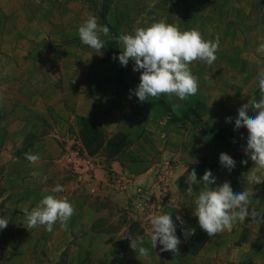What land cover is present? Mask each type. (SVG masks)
I'll use <instances>...</instances> for the list:
<instances>
[{
  "label": "crops",
  "instance_id": "1",
  "mask_svg": "<svg viewBox=\"0 0 264 264\" xmlns=\"http://www.w3.org/2000/svg\"><path fill=\"white\" fill-rule=\"evenodd\" d=\"M169 1L182 18L204 28L213 18L228 19L233 6L238 7L228 0ZM85 11L76 0H0V217L10 219L0 229V264L34 259L89 264L95 250L120 247L125 254L117 264H160V257L164 264H264V223L251 224L250 217L231 232L208 237L197 254L182 252L187 240L183 231L198 225L194 201L202 184L186 192L188 164L181 159L167 171L159 168L155 147L141 135L145 126L133 114L135 108L117 93L101 64L85 60L88 50L78 36ZM87 122L98 123L108 137L121 132L133 144L111 159L88 156L89 173L78 175L63 154L71 146L79 148L78 130ZM26 153L41 159L30 163ZM213 175L212 187L228 181L234 192L254 190L251 208L264 209V184L252 185L221 165ZM56 185L63 192L53 193ZM47 194L67 197L75 214L66 228L57 222L52 232L44 226L28 229L24 210L36 207ZM147 197L162 201L159 214L172 213L181 240L179 255L160 251L159 244L152 249L145 239L151 253L147 259L129 247V240L121 246L109 241L114 234L105 235L107 244L100 242L104 231L99 224L115 219L110 206L135 219ZM41 246L47 249L44 259L37 251Z\"/></svg>",
  "mask_w": 264,
  "mask_h": 264
},
{
  "label": "rangeland",
  "instance_id": "2",
  "mask_svg": "<svg viewBox=\"0 0 264 264\" xmlns=\"http://www.w3.org/2000/svg\"><path fill=\"white\" fill-rule=\"evenodd\" d=\"M85 5V20L90 15L98 14L101 10L103 0H76ZM219 1V0H218ZM238 2V7L233 6L229 18H213L210 27L205 28L197 23L184 19L181 13L172 8L169 0H106L105 1V21L115 31L116 39L121 34H134L138 27H147L161 19L169 24L178 25L183 30L198 29L205 40L215 41L219 37V47L215 53L217 59L211 65L202 61H194L190 65L192 73L198 77V92L188 97L186 100H179L175 96L169 98L167 95H161L160 98L168 102L174 114L180 113L186 108L196 109L201 120L207 123L211 128L223 132L230 128L237 117V109L250 99L259 100L261 93L259 90L258 73L264 71V0H228ZM170 5V6H168ZM172 6V7H171ZM229 11V10H227ZM238 14L240 17H235ZM105 41V48L97 52L94 49L84 45L88 51H85V60H92L94 63L101 64L105 72L110 75V79L115 82L117 72L112 60L105 54L107 44L111 36H101ZM117 56L123 51V46L116 42L113 49ZM102 54V55H101ZM134 62L129 60L127 66H121L124 78L129 87L134 91L139 84V71H133ZM117 93L123 97L133 109V114L140 116L142 126L141 135H147L148 144L155 147L154 158L159 168L164 171L173 168L178 159H181L189 166L210 165L219 169V154L224 152L231 156L236 166L229 171L223 167L226 172L235 173L237 178H245L249 170L254 166L244 149L247 146V130L236 129L232 136L226 141L221 142L211 139L199 125H192L187 122L179 124L172 123L166 115L158 110H142L126 98L115 84ZM159 98V99H160ZM155 100L149 98L147 102ZM254 115L253 112L250 113ZM231 117L230 122L226 118ZM118 136V144L109 147L106 142L113 136ZM110 137L104 133V138L99 149L92 155H88L82 145L77 144L81 151L87 156L103 155L106 159L120 156L125 149L133 144L123 133L116 132ZM79 139V137H78ZM80 141V140H79ZM81 143V142H80ZM146 147L148 144L144 143ZM76 145V146H77ZM146 157V156H145ZM246 160V164H241ZM218 171V170H217ZM240 176V177H239ZM262 185L264 182L261 183ZM132 207V206H131ZM110 213L115 216L113 223L106 225V222L100 223L99 228L104 231L99 234L101 243L107 244L113 239L119 243V246L127 242L125 236L132 238L141 236L142 239L150 240V235L142 230L138 220L135 218L127 219V214L122 209L109 207ZM123 227L125 229L119 235H115ZM146 233V234H145ZM107 234H114L113 238H104ZM46 236V234H44ZM109 240V241H108ZM44 244V243H43ZM27 251V250H25ZM41 259H44L47 249L39 248ZM103 253V254H102ZM94 260L89 264H117L122 260L125 254L124 248L97 249L94 251ZM136 264L139 263L135 261ZM164 264V260H158ZM65 260H19L12 262L4 260L3 264H64Z\"/></svg>",
  "mask_w": 264,
  "mask_h": 264
},
{
  "label": "clouds",
  "instance_id": "3",
  "mask_svg": "<svg viewBox=\"0 0 264 264\" xmlns=\"http://www.w3.org/2000/svg\"><path fill=\"white\" fill-rule=\"evenodd\" d=\"M108 26L98 23L95 15H90L79 27L78 36L82 44L99 52L105 48V41L101 36H109ZM116 42L123 46L118 59L121 66H127L129 60L134 62L133 71H139V84L134 94L139 102L148 99H159L161 95L169 98L175 96L179 100H186L198 92V77L195 76L190 65L194 61H202L211 65L217 59L215 53L219 47V37L215 41L205 40L198 29L181 30L178 25L169 24L161 19L147 27H138L134 34H121ZM264 47V46H262ZM102 55V54H101ZM260 99H250L237 109L235 129H246L247 146L245 154L254 162L249 170L247 181L252 185L264 182V71L258 73ZM254 115H249V112ZM226 118V122L231 121ZM30 163H38L41 157L37 154H25ZM219 162L229 171L235 168V160L228 154L221 152ZM242 160L241 164H246ZM39 175V173H35ZM188 188L186 192H193V185L202 184L195 198V211L198 225L208 237L233 231L237 223H244L250 217L251 224L264 223V209L251 208L254 190L234 192L230 183L216 184V177L210 170H205L198 181L195 170L186 177ZM61 185H56L53 193L63 192ZM178 190V188H177ZM75 214V208L67 197H57L53 194L45 195L36 207L30 211L24 210L28 229L44 226L48 232L53 231L54 225L59 222L62 228L67 227L68 221ZM180 220V217L176 218ZM10 222L9 218L0 217V229H5ZM146 222L150 224L151 248L161 245L160 251H169L174 256L179 255L180 238L176 234L177 224L174 223L172 213L149 214ZM181 223H183L181 221ZM195 234V229L183 231L185 238ZM130 241L129 247L143 258H149V248L144 246L142 238L125 236Z\"/></svg>",
  "mask_w": 264,
  "mask_h": 264
},
{
  "label": "trees",
  "instance_id": "4",
  "mask_svg": "<svg viewBox=\"0 0 264 264\" xmlns=\"http://www.w3.org/2000/svg\"><path fill=\"white\" fill-rule=\"evenodd\" d=\"M105 1L106 0H103L101 3V10L98 14V17L100 24L108 26L110 30L111 40L107 44L104 52L112 60L114 67L116 69L117 76H116L115 84L118 87L119 91L132 103L140 107L142 110L158 109L162 111L166 115L168 120L172 123L182 124L187 122L192 125H199L200 128L203 131H205L211 139L221 142H226L236 130L234 124L230 128L224 130L223 132H220L219 130L213 129L207 123L203 122L199 117L198 113L196 112V109L193 107L186 108L178 116L173 113L170 104L161 98L143 103L139 102L134 94H131V98H129L130 90L132 89L129 87V85L127 84L124 78V74L119 60L113 59L114 56L118 57L116 52L113 50L116 45V35L113 28L110 25H108L105 21ZM132 92L134 93L133 90ZM250 113L251 111L249 112V115H251ZM78 137L86 153L88 155H92L101 146L104 138V131L98 123L87 122L82 124L81 127L79 128ZM118 143L119 142L117 135L111 136L106 142V144L109 147H112L113 144L115 145ZM193 169L197 174V180L201 179L205 170H210L212 174L216 173L218 170V168L215 166L194 165V166H189L187 168L186 170L187 174H189V172L192 171ZM194 229H195V234L187 238L182 248V252L188 255L197 254V252L200 250V248L203 246V244L208 238L207 234L200 229L199 225H197Z\"/></svg>",
  "mask_w": 264,
  "mask_h": 264
},
{
  "label": "built area",
  "instance_id": "5",
  "mask_svg": "<svg viewBox=\"0 0 264 264\" xmlns=\"http://www.w3.org/2000/svg\"><path fill=\"white\" fill-rule=\"evenodd\" d=\"M63 156L74 174L85 175L89 173L90 159L79 148L71 146L69 149L65 150ZM160 179H162V177H160ZM162 196V190H159V199ZM142 199L143 203L140 206V212L138 213L136 219L140 223L142 230L147 234H151L150 224L146 222V217L149 214H159V209L162 205V201H158L159 203L154 202L153 199H150L149 197Z\"/></svg>",
  "mask_w": 264,
  "mask_h": 264
}]
</instances>
